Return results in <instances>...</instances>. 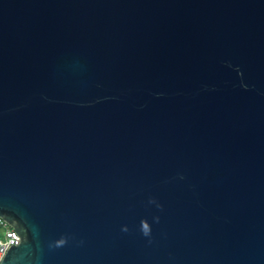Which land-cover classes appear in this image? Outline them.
Returning a JSON list of instances; mask_svg holds the SVG:
<instances>
[{
  "label": "water",
  "instance_id": "1",
  "mask_svg": "<svg viewBox=\"0 0 264 264\" xmlns=\"http://www.w3.org/2000/svg\"><path fill=\"white\" fill-rule=\"evenodd\" d=\"M2 264H264V0H0Z\"/></svg>",
  "mask_w": 264,
  "mask_h": 264
},
{
  "label": "built area",
  "instance_id": "2",
  "mask_svg": "<svg viewBox=\"0 0 264 264\" xmlns=\"http://www.w3.org/2000/svg\"><path fill=\"white\" fill-rule=\"evenodd\" d=\"M0 235V264H2V260L10 246L19 245L20 237L3 217H0Z\"/></svg>",
  "mask_w": 264,
  "mask_h": 264
},
{
  "label": "rangeland",
  "instance_id": "3",
  "mask_svg": "<svg viewBox=\"0 0 264 264\" xmlns=\"http://www.w3.org/2000/svg\"><path fill=\"white\" fill-rule=\"evenodd\" d=\"M1 236V235H0Z\"/></svg>",
  "mask_w": 264,
  "mask_h": 264
}]
</instances>
